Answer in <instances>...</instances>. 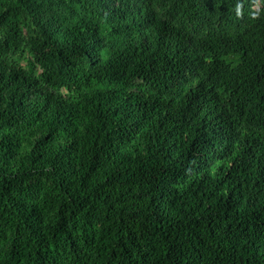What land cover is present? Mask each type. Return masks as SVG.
<instances>
[{
  "label": "trees",
  "instance_id": "obj_1",
  "mask_svg": "<svg viewBox=\"0 0 264 264\" xmlns=\"http://www.w3.org/2000/svg\"><path fill=\"white\" fill-rule=\"evenodd\" d=\"M0 264H264V0H0Z\"/></svg>",
  "mask_w": 264,
  "mask_h": 264
}]
</instances>
